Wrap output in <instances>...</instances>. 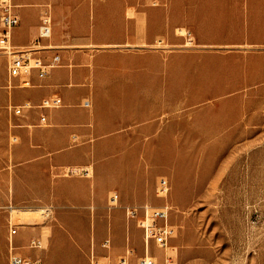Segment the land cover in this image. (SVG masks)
<instances>
[{"label": "rangeland", "instance_id": "rangeland-1", "mask_svg": "<svg viewBox=\"0 0 264 264\" xmlns=\"http://www.w3.org/2000/svg\"><path fill=\"white\" fill-rule=\"evenodd\" d=\"M178 32L183 43L161 39L142 49L116 48L124 56L117 59L127 66L117 67V77L146 74L148 79L126 89L115 83L113 104L110 100L101 110L142 108L146 112L120 117V123L163 128V139L179 131L180 138L100 146L99 167L87 168L90 178L99 177L97 209L78 207L87 177L78 167L51 177L52 184L66 180L65 194L41 193L38 205L6 209L8 220L19 227L20 253L39 257L42 264H91L93 255L117 264L123 254L115 253V237L121 234L124 250L134 251L130 264H139L141 207L156 211L168 204V222L177 232L167 247L151 244L149 255L159 264H264V49L200 48L185 29ZM139 63L146 68H136ZM162 179L169 186L166 197L157 194ZM133 208L135 216L129 215ZM27 209L41 210L32 214L36 224H22ZM33 235L42 237L43 249L25 247ZM109 235L111 250L102 247ZM7 256L5 242L0 264H7Z\"/></svg>", "mask_w": 264, "mask_h": 264}, {"label": "crops", "instance_id": "crops-1", "mask_svg": "<svg viewBox=\"0 0 264 264\" xmlns=\"http://www.w3.org/2000/svg\"><path fill=\"white\" fill-rule=\"evenodd\" d=\"M13 3L20 19L13 30V45L36 49L34 54L46 63L59 55L60 64L44 77L33 71L26 77L10 78L7 59L0 56V251L6 242L8 254L12 219L8 220L6 209L13 205H38L37 195L41 193L53 194L54 198L65 194L66 180L52 184V176L65 169L84 168L87 177L82 179L79 190L82 203L78 207L97 209L99 177L93 174L90 178L87 168L92 166L95 172L99 167L100 146H147L161 144L159 140L180 138L179 131L174 137L163 139L160 137L163 128L120 123V117L141 114L145 111L142 108L127 113L116 108L101 110L112 100L111 88L115 83L126 89L132 82L140 87L148 79L146 74L117 77V67L127 66L117 59L124 56L116 48L142 49L161 39L173 45L183 43L178 31L185 29L200 48L264 49V0H13ZM46 15L52 20L51 35L39 38ZM144 67L142 63L136 65L138 69ZM25 80H29L28 85L23 84ZM55 96L62 99L60 107H39L43 99ZM11 105L26 107L15 114L9 110ZM43 115L48 119L45 124L40 120ZM17 236L19 227L12 241L17 253L28 257L19 252ZM36 237L30 236L25 247L30 249L28 243ZM122 243L119 234L115 237L117 255L126 252Z\"/></svg>", "mask_w": 264, "mask_h": 264}, {"label": "built area", "instance_id": "built-area-1", "mask_svg": "<svg viewBox=\"0 0 264 264\" xmlns=\"http://www.w3.org/2000/svg\"><path fill=\"white\" fill-rule=\"evenodd\" d=\"M20 23L19 16L15 12V5L13 0H0V56H4L7 59V71L10 78L29 76L33 71H38L39 77H44L48 74L49 70L60 64V56L54 55L52 60L46 63L43 58L34 54L36 49H19L12 43L13 30ZM52 30V20L46 15L42 18L40 26L39 38L49 37ZM38 41V40H37ZM24 85L29 84V80H25ZM62 105V99L60 97H48L41 101L39 107L42 109L57 108ZM28 106V105H27ZM24 106H9V110L15 114H20ZM41 122L47 123L46 116H41ZM15 141V138H12ZM169 192V186L165 179H162L157 186L158 196L166 197ZM118 195H114L111 202H117ZM142 216L138 219V227L143 230L144 241V256L139 260V264H159L156 257L149 255V249L151 244L157 247L164 248L168 246V242L176 235V227L169 224L168 218L170 214V206L164 204L156 211H153L149 205H143ZM49 209L43 210V212L49 216ZM137 212L136 208H133L129 215L135 216ZM10 225V238H9V254L8 264H42L41 259H33L22 256L17 253L16 247L13 244L12 238L18 231V225L9 222ZM112 246V240L110 235L107 236L103 242L102 247L110 249ZM30 249H42L44 248V242L42 238H32L28 243ZM133 251L128 247L125 255L121 256L117 264H130V257ZM92 264H105L94 257L92 258Z\"/></svg>", "mask_w": 264, "mask_h": 264}, {"label": "bare ground", "instance_id": "bare-ground-1", "mask_svg": "<svg viewBox=\"0 0 264 264\" xmlns=\"http://www.w3.org/2000/svg\"><path fill=\"white\" fill-rule=\"evenodd\" d=\"M74 171V170H73ZM41 210L39 209H35V210H32V209H27L24 211L23 214H21V221H22V224H25V225H34L36 223H34L32 221V217H33V213L37 214V213H40ZM19 215V214H18ZM20 217V215H19Z\"/></svg>", "mask_w": 264, "mask_h": 264}]
</instances>
